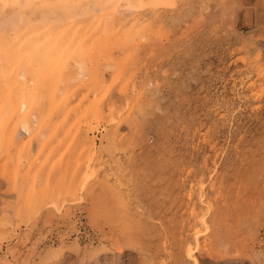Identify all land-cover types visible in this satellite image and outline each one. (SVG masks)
<instances>
[{
	"label": "rangeland",
	"instance_id": "rangeland-1",
	"mask_svg": "<svg viewBox=\"0 0 264 264\" xmlns=\"http://www.w3.org/2000/svg\"><path fill=\"white\" fill-rule=\"evenodd\" d=\"M25 1L0 0V264H264V0Z\"/></svg>",
	"mask_w": 264,
	"mask_h": 264
},
{
	"label": "bare ground",
	"instance_id": "bare-ground-1",
	"mask_svg": "<svg viewBox=\"0 0 264 264\" xmlns=\"http://www.w3.org/2000/svg\"><path fill=\"white\" fill-rule=\"evenodd\" d=\"M2 1H3V0H2ZM8 1H9V0H8ZM24 1H25V0H24ZM31 1H33V0H31ZM38 1H39V0H38ZM40 1H41V0H40ZM12 2H13V0H12ZM25 2H26V1H25ZM35 2H36V1H35ZM48 2H49V1H48ZM75 2H76V1H75ZM97 2H98V1H97ZM104 2H105V1H104ZM7 3H8V2H7ZM26 3H27V2H26ZM32 3H33V5L35 4L34 2H32ZM39 3H40V2H39ZM44 3H45V1H44ZM105 3H106V2H105ZM113 3H114V2H113ZM17 4H18V3H17ZM29 4H30V2H29ZM48 4H49V3H48ZM110 4H111V3H110ZM4 5H5V4H4ZM12 5H13V4H12ZM12 5H11V6H12ZM30 5H31V4H30ZM30 5H29V7H30ZM107 5H108V4H107ZM0 6H1V5H0ZM13 6H15V5H13ZM19 6H20V5H19ZM35 6H36V4H35ZM50 6H51V5H50ZM62 6H63V5H62ZM62 6H61V7H62ZM109 6H110V5H109ZM114 6H115V5H114ZM114 6H113V7H114ZM1 7H2V6H1ZM22 7H23V6H21V8H22ZM24 7H25V6H24ZM29 7H27V8H29ZM52 7H53V6H52ZM52 7H50V8H52ZM6 8L8 9V7H6ZM30 8H32V7H30ZM30 8H29V10H30ZM42 8H44V7H42ZM42 8H41V9H42ZM17 9H19V8H17ZM45 9L47 10L46 12H49V10H48L46 7H45ZM45 9H44V12H45ZM112 9H114V8H112ZM10 10H11V8H10ZM42 10H43V9H42ZM42 10H41V11H42ZM52 10H53V8H52ZM63 10H64V9H63ZM71 10H74V7H73V9H71ZM92 10H93V9H92ZM6 11H9V10H6ZM83 11H84V10H83ZM22 12H23V11H22ZM25 12H26V11H25ZM33 12H35V11H33ZM46 12H45V13H46ZM30 13H31V12H30ZM42 13H43V12H42ZM49 13L51 14V12H49ZM71 13H72V12H71ZM73 13H74V12H73ZM83 13H85V12H83ZM19 14H20V13H19ZM21 14H22V13H21ZM50 14H49V15H50ZM74 14H75V13H74ZM77 14H78V13H77ZM81 14H82V13H81ZM11 15H12V14H11ZM13 15H14V14H13ZM23 15H25V14H23ZM27 15H28V16H24V17H29V14H27ZM43 15H44V14H43ZM43 15H42V16H43ZM52 15H53V14H52ZM33 16H34V15H33ZM92 16H93V15H92ZM20 17H21V16H20ZM109 17H110V16H109ZM33 18H34V17H33ZM40 18H41V15H40ZM27 19H28V18H27ZM29 19H31V18H29ZM107 19H108V18H107ZM35 20H36V19H34V21H35ZM39 20H40V19H39ZM67 20H68V19H67ZM34 21L32 20V23H33ZM49 21H51V20L49 19ZM97 21H98V20H97ZM106 21H107V20H106ZM27 22H28V21H27ZM39 22H40V21H39ZM54 22H55V21H54ZM54 22H53V23H54ZM6 23H7V22H6ZM28 23H29V22H28ZM28 23H27V24H28ZM36 23H37V21L35 22V24H36ZM98 23H99V22H98ZM33 24H34V23H33ZM35 24H34V25H35ZM93 24H94V23H93ZM11 25H12V24H11ZM14 25H15V24H14ZM38 25H40V23H39ZM38 25H37V26H38ZM59 25H60V24H59ZM62 25H63V24H62ZM104 25H105V24H104ZM41 26H45V25H43V23H42ZM46 26H48V24H47ZM49 26H50V25H49ZM67 26H68V25H67ZM94 26H95V25H94ZM94 26H93V27H94ZM25 27H26V26H25ZM25 27H24V28H25ZM77 27H78V26H77ZM13 28H14V26H13ZM13 28H12V29H13ZM29 28H30V27H29ZM29 28H28V31H29ZM51 28H52V27H51ZM107 28H108V27H107ZM107 28H106V29H107ZM116 28H117V27H116ZM116 28H115V29H116ZM14 29L16 30V27H15ZM48 29H49V28H48ZM59 29H60V27H59ZM85 29H86V28H85ZM93 30H94V29H93ZM113 30H114V29H113ZM113 30H112V31H113ZM11 31H12V30H11ZM20 31H23V30H20ZM42 31L45 32V31H44V28L42 29ZM46 31H47V29H46ZM53 31H54V30H53ZM89 31H91V30H89ZM109 31H110V30H109ZM112 31H111V33H112ZM14 32H15V31H14ZM43 32H42V33H43ZM68 32H69V31H68ZM72 32H73V31H72ZM105 32H106V31H105ZM25 33L27 34L28 32H25ZM36 33H37V32H36ZM60 33H62V31H60ZM97 33H98V32H97ZM14 34H15V33H14ZM57 34H58V33H57ZM64 34H65V33H64ZM73 34H74V33H73ZM30 35H32V34H30ZM30 35H28V36H30ZM46 35H47V34H46ZM67 35H68V34H67ZM85 35H86V33H85ZM105 35L107 36V34H105ZM105 35H104V36H105ZM26 36H27V35H26ZM41 36H42V35H41ZM48 36H49V35H48ZM55 36H56V35H55ZM64 36H65V35H64ZM96 36H97V35H96ZM14 37H15V36H14ZM39 37H40V36H39ZM65 37H66V36H65ZM69 37L71 38V36H69ZM83 37H84V36L80 37V40H81V38H83ZM98 37H99V36H98ZM12 38H13V37H12ZM25 38H26V37H25ZM34 38H36V37H34ZM45 38H46V36H45ZM56 38H58V37H56ZM56 38H55V39H56ZM36 39H37V38H36ZM96 39H97V37H96ZM12 40H13V39H12ZM21 40H22V39H21ZM48 40H49V39H48ZM56 40H57V39H56ZM68 40H69V39H68ZM100 40H101V39H100ZM70 41H71V40H70ZM103 41H105V40H103ZM28 42H29V41H28ZM40 42H42V41H40ZM90 42H91V40H90ZM95 42H96V41H95ZM42 43L44 44L45 42H42ZM42 43H41V44H42ZM71 43H72V41H71ZM76 43H77V42H76ZM91 43H92V42H91ZM101 43H102V42H101ZM101 43H100V45H101ZM105 43H106V42H105ZM41 44H40V45H41ZM77 44H78V43H77ZM106 44H107V43H106ZM19 45H20V44H19ZM34 45H35V44H34ZM40 45H39V47H40ZM55 45H56V44H55ZM68 45H69V44H68ZM85 45H86V44H85ZM90 45H91V44H90ZM48 46H49V45H48ZM57 46H58V45H57ZM60 47H61V46H60ZM54 48H55V47H54ZM86 138H87V137H86ZM86 138H85V139H86ZM83 139H84V138H83ZM86 144H87V143H86ZM191 251H192V250H191ZM187 256H192L190 251L187 252ZM194 262L196 263V260H194Z\"/></svg>",
	"mask_w": 264,
	"mask_h": 264
}]
</instances>
